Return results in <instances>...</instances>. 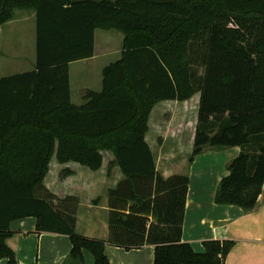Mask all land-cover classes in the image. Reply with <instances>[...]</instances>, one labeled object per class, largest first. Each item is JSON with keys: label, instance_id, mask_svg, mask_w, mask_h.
I'll use <instances>...</instances> for the list:
<instances>
[{"label": "trees", "instance_id": "1", "mask_svg": "<svg viewBox=\"0 0 264 264\" xmlns=\"http://www.w3.org/2000/svg\"><path fill=\"white\" fill-rule=\"evenodd\" d=\"M16 10L35 11L36 66L0 76V259L17 264L10 223L33 216L38 232L70 238V258L84 264L87 249L94 264H109L105 241L76 230L79 197L58 198L44 179L54 156L97 171L110 152L109 169L119 166L125 177L108 193L110 243L152 244L153 264H226L234 240H205L202 252L182 240L190 178H164L146 134L158 102L199 93L190 160L239 146L215 202L256 206L264 184V0H0V27ZM97 29L123 33L121 57L103 69L102 89L86 90L76 105L69 65L95 55Z\"/></svg>", "mask_w": 264, "mask_h": 264}, {"label": "crops", "instance_id": "2", "mask_svg": "<svg viewBox=\"0 0 264 264\" xmlns=\"http://www.w3.org/2000/svg\"><path fill=\"white\" fill-rule=\"evenodd\" d=\"M22 17L26 19L28 15L24 14ZM12 20L0 27V36L3 26ZM99 30L101 29L95 31V55L73 61L69 65L71 97L76 105L84 102L86 90L102 89L103 69L112 63H103L101 60L112 55L110 49L105 50L103 54L98 53ZM35 66L36 54L30 69H10L11 73L1 75L0 62V76L30 71ZM195 95L185 101L158 102L150 114L149 130L146 134V141L153 152L159 173L164 178L174 175L190 178L182 240L190 243L196 252H202L205 240L231 239L235 245L226 258V264H264V190L256 206L249 211L236 205L215 202L218 184L228 174L227 166L239 155L241 148L239 146L210 148L197 155L193 161L190 160L200 101V94ZM176 104L181 105L180 118L185 121L178 118L174 109L172 112L169 109ZM190 107H194V110ZM192 112L193 129L190 128L191 125L189 127V124L185 123ZM168 113L171 114L169 118L166 117ZM175 117L178 118L177 125L172 124ZM106 153L109 157H104L102 167L97 171L76 162L60 163L54 156L44 179V186L58 198L79 197L76 230L83 236L105 241V253L109 264H153L154 245L145 244L139 248L126 249L108 241L112 231L108 193L125 177L119 166L109 169L108 165L113 155L110 152ZM52 165L54 169L51 168ZM125 212L128 213L129 210ZM151 220L154 219L151 217ZM36 227L37 219L33 216L11 221V235L7 238V243L16 253L17 264H80L70 258L72 243L67 235L38 232ZM116 231L123 234L125 229L117 227ZM125 236L120 237L124 239ZM83 258L84 264L95 262L93 254L87 249L83 250ZM7 261V258H2L0 264H7Z\"/></svg>", "mask_w": 264, "mask_h": 264}, {"label": "rangeland", "instance_id": "3", "mask_svg": "<svg viewBox=\"0 0 264 264\" xmlns=\"http://www.w3.org/2000/svg\"><path fill=\"white\" fill-rule=\"evenodd\" d=\"M28 15V18H21L22 15ZM35 11L34 10H16L15 19L10 23L3 26V31L1 33V52H0V62H1V75L6 73H11L10 69L16 70H27L33 64L36 54V28H35ZM31 16V17H30ZM123 38L122 32L116 29L109 30H99L98 31V53L103 54L105 50L110 49L112 55L104 58H100L103 63H110L121 57V51L123 48ZM20 71V70H19ZM197 95V94H196ZM195 95V96H196ZM181 105L176 104L175 107H170L171 112L176 111L178 118L181 116ZM194 110V107H190ZM158 110V108H157ZM167 112V111H166ZM193 112L190 113V117L185 122L191 125L193 129L192 117ZM171 114L168 113L166 117H170ZM177 118V119H178ZM176 117L172 124L177 125L178 123ZM182 119V118H180ZM184 120V119H182ZM185 121V120H184ZM186 124V126H187ZM190 130L188 131V133ZM110 154V153H108ZM104 157L107 155L106 152L103 153ZM54 169V165L51 166Z\"/></svg>", "mask_w": 264, "mask_h": 264}, {"label": "water", "instance_id": "4", "mask_svg": "<svg viewBox=\"0 0 264 264\" xmlns=\"http://www.w3.org/2000/svg\"><path fill=\"white\" fill-rule=\"evenodd\" d=\"M262 188H263V190H264V184H263V187H262Z\"/></svg>", "mask_w": 264, "mask_h": 264}]
</instances>
